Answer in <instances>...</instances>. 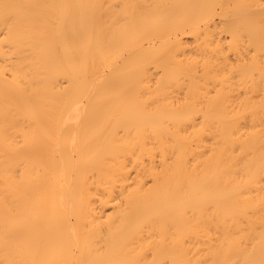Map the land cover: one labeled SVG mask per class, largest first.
<instances>
[{
  "label": "bare ground",
  "instance_id": "1",
  "mask_svg": "<svg viewBox=\"0 0 264 264\" xmlns=\"http://www.w3.org/2000/svg\"><path fill=\"white\" fill-rule=\"evenodd\" d=\"M0 264H264V0H0Z\"/></svg>",
  "mask_w": 264,
  "mask_h": 264
}]
</instances>
